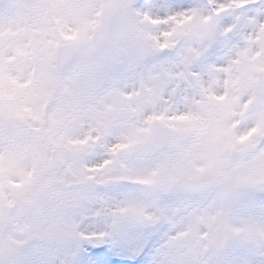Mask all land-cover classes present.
Listing matches in <instances>:
<instances>
[{
  "label": "clouds",
  "instance_id": "clouds-1",
  "mask_svg": "<svg viewBox=\"0 0 264 264\" xmlns=\"http://www.w3.org/2000/svg\"><path fill=\"white\" fill-rule=\"evenodd\" d=\"M264 264V0H0V264Z\"/></svg>",
  "mask_w": 264,
  "mask_h": 264
},
{
  "label": "snow or ice",
  "instance_id": "snow-or-ice-1",
  "mask_svg": "<svg viewBox=\"0 0 264 264\" xmlns=\"http://www.w3.org/2000/svg\"><path fill=\"white\" fill-rule=\"evenodd\" d=\"M116 253L111 251L105 245L88 247L85 249V254L82 256V264H119L114 259Z\"/></svg>",
  "mask_w": 264,
  "mask_h": 264
},
{
  "label": "rangeland",
  "instance_id": "rangeland-1",
  "mask_svg": "<svg viewBox=\"0 0 264 264\" xmlns=\"http://www.w3.org/2000/svg\"><path fill=\"white\" fill-rule=\"evenodd\" d=\"M136 256H140V252L139 251H135L133 252L132 254H116V256L114 257V259L118 258L120 260H127V261H132L134 257ZM139 264H142V263H139Z\"/></svg>",
  "mask_w": 264,
  "mask_h": 264
}]
</instances>
